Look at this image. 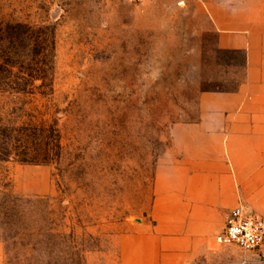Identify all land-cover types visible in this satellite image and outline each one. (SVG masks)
<instances>
[{"label":"rangeland","instance_id":"obj_1","mask_svg":"<svg viewBox=\"0 0 264 264\" xmlns=\"http://www.w3.org/2000/svg\"><path fill=\"white\" fill-rule=\"evenodd\" d=\"M214 21L263 36L264 0H0L2 264L177 263L153 219L155 188L178 181L171 130L244 79Z\"/></svg>","mask_w":264,"mask_h":264},{"label":"crops","instance_id":"obj_2","mask_svg":"<svg viewBox=\"0 0 264 264\" xmlns=\"http://www.w3.org/2000/svg\"><path fill=\"white\" fill-rule=\"evenodd\" d=\"M214 25L220 50L244 53V79L235 91L204 93L198 120L171 130L178 181L169 194L155 188L153 219L163 258L176 264L220 254L210 249L235 208L264 217V35L237 21Z\"/></svg>","mask_w":264,"mask_h":264},{"label":"built area","instance_id":"obj_3","mask_svg":"<svg viewBox=\"0 0 264 264\" xmlns=\"http://www.w3.org/2000/svg\"><path fill=\"white\" fill-rule=\"evenodd\" d=\"M123 3L140 4L145 0H117ZM223 231L216 236L219 246L236 247L243 252L257 250L264 244V217L245 211L242 207L231 211Z\"/></svg>","mask_w":264,"mask_h":264},{"label":"trees","instance_id":"obj_4","mask_svg":"<svg viewBox=\"0 0 264 264\" xmlns=\"http://www.w3.org/2000/svg\"><path fill=\"white\" fill-rule=\"evenodd\" d=\"M3 150L6 151V148H3ZM3 150L0 148V152ZM26 153H27V151L24 150V154H26ZM25 163H28V162L25 161Z\"/></svg>","mask_w":264,"mask_h":264}]
</instances>
